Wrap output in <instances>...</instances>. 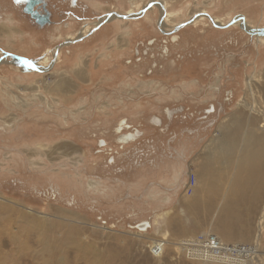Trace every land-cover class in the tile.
<instances>
[{
  "label": "rangeland",
  "instance_id": "374dc122",
  "mask_svg": "<svg viewBox=\"0 0 264 264\" xmlns=\"http://www.w3.org/2000/svg\"><path fill=\"white\" fill-rule=\"evenodd\" d=\"M15 1L0 0V264H219L180 247L197 234L264 249V198L247 215L228 206L235 170L200 174L235 117L264 133V35L243 25L264 30V0H46L43 26Z\"/></svg>",
  "mask_w": 264,
  "mask_h": 264
},
{
  "label": "bare ground",
  "instance_id": "6f19581e",
  "mask_svg": "<svg viewBox=\"0 0 264 264\" xmlns=\"http://www.w3.org/2000/svg\"><path fill=\"white\" fill-rule=\"evenodd\" d=\"M159 9H161V13H160L161 18L159 19V23L161 27H164V20L166 17L165 18L163 17L165 14L163 13L164 11H162V6H160ZM154 10H156V7ZM127 14H129V12ZM109 16H108V20H111L113 18H116L117 14L112 13ZM214 21L215 20L213 19V22ZM243 25L245 26V29L248 30L250 33L254 32L256 35H264V30L256 29L250 26L245 21ZM90 29H91V26L85 27V30L87 31H89ZM82 34L83 33L81 32L79 36H81ZM70 41H73V40L71 39ZM57 54H58V51H57ZM12 63L23 65V67H26L28 69L32 68V65L30 64V62L24 61L22 59H19V60L13 59ZM38 66L40 65L37 62L36 67L38 68ZM39 68H42V66H40ZM125 122H126L125 120H121L119 125L117 126V130L122 129V126L124 124L126 125ZM232 122H235L236 124L235 125L232 124V126L228 125L225 128L224 132L222 131V133L219 134L217 137L210 139L208 141V143L210 142V145L208 143L205 145V148L207 150L204 148L205 150L202 151V154L205 156L203 158L204 159L203 164H205V166L202 165L203 167L200 170V174H202L205 179L206 174H208V170H210L212 167H213L212 169H216V165L218 166L224 165V169L227 170L226 171L227 174L230 173L231 170H235V177H234L235 179L232 185L233 187L232 192L229 193L228 195L230 199L228 206L232 205L234 207L235 204L237 205L245 204L247 215H249L250 208H252L251 206H254V205L256 206V204H258V202L264 198V133L261 135V134H257L253 128H244V122L239 116L235 117L232 120ZM138 134L139 133L137 130L135 131V133L134 132L133 133L132 132L123 133L118 136V141L127 143L129 139L132 138L133 140V138ZM100 144L102 145L103 141H101ZM213 171H216V170H213ZM257 175L260 176L262 180L260 183L262 184L255 181L257 178ZM229 191H231V189H229ZM228 197H227V200H228ZM237 202L241 204H238ZM234 211L236 212V210ZM229 215H232V214L230 213ZM233 215H235V213H233ZM144 224H147V222L141 223L140 225H138V227ZM143 229L144 227L139 228V230H143ZM161 245H162L161 242L152 244L151 249L155 250L156 254H159L161 253V248H162ZM180 245H181L180 247H182V242L180 243ZM192 251H193V248H192ZM194 254L200 255L197 253H194ZM202 255L206 256L204 254ZM194 258H200V257H194ZM222 259L218 257V258H214L215 261H213L212 259L208 260V259H203V258L199 260L200 261H212V262L219 263V264L221 263L222 264H232V263L221 262ZM243 262L244 261H240L236 264H243Z\"/></svg>",
  "mask_w": 264,
  "mask_h": 264
},
{
  "label": "built area",
  "instance_id": "2783aa9c",
  "mask_svg": "<svg viewBox=\"0 0 264 264\" xmlns=\"http://www.w3.org/2000/svg\"><path fill=\"white\" fill-rule=\"evenodd\" d=\"M193 185V176H191V183L188 186L189 189ZM215 234H197L193 238H187L182 242V248L189 258L200 257L197 259H212L220 257L221 262L236 264L240 261H244L243 264L255 260H262L264 262V249H260L257 244L228 242L225 243L218 239ZM193 248V251H192ZM153 254H156L155 250L151 249ZM197 254H204L206 256H200Z\"/></svg>",
  "mask_w": 264,
  "mask_h": 264
},
{
  "label": "water",
  "instance_id": "95a60500",
  "mask_svg": "<svg viewBox=\"0 0 264 264\" xmlns=\"http://www.w3.org/2000/svg\"><path fill=\"white\" fill-rule=\"evenodd\" d=\"M40 1L41 0H26V4H25V6L23 8V11L25 13H28L30 15V17H32L34 19V21L36 23H38L39 25H44L45 23H47L49 21L48 12H46V14H42V13L38 12L37 10L33 9V6L35 4H37L38 2H40ZM123 17H125V16L123 15ZM232 22L233 21H231L230 23H232ZM81 39H82V37H80V38H78L76 40H73V41H69L68 40L67 42L65 41L64 43H73V42H75L77 40H81Z\"/></svg>",
  "mask_w": 264,
  "mask_h": 264
},
{
  "label": "flooded vegetation",
  "instance_id": "af4514ba",
  "mask_svg": "<svg viewBox=\"0 0 264 264\" xmlns=\"http://www.w3.org/2000/svg\"><path fill=\"white\" fill-rule=\"evenodd\" d=\"M74 0H71V2H73ZM16 3H21V6L24 8L25 4H26V0H18V1H15ZM33 9L34 10H37L38 12L42 13V14H46V12H48L49 16H50V13L49 11L47 10L46 8V0H41L40 2H38L37 4H35L33 6ZM24 12V11H23ZM25 13V12H24ZM28 14V13H26ZM29 15V14H28ZM30 16V15H29ZM32 18V17H31ZM33 19V18H32ZM34 20V19H33ZM35 22V21H34ZM49 22V21H48ZM47 22V23H48ZM36 23V22H35ZM38 24V23H36ZM46 24V23H45ZM39 25V24H38ZM43 26V25H41Z\"/></svg>",
  "mask_w": 264,
  "mask_h": 264
}]
</instances>
